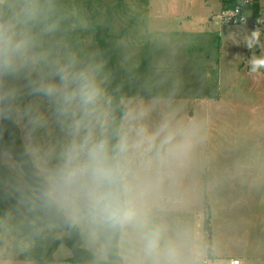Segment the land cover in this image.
<instances>
[{
	"label": "clouds",
	"instance_id": "9594fccd",
	"mask_svg": "<svg viewBox=\"0 0 264 264\" xmlns=\"http://www.w3.org/2000/svg\"><path fill=\"white\" fill-rule=\"evenodd\" d=\"M97 26L75 0H0V124L21 134L19 149L0 143V193L14 200L0 264L54 231L75 235L88 264H211L214 246L185 218L206 118L163 67L118 80ZM261 36L243 43L264 50ZM248 67L260 73L264 51Z\"/></svg>",
	"mask_w": 264,
	"mask_h": 264
},
{
	"label": "rangeland",
	"instance_id": "374dc122",
	"mask_svg": "<svg viewBox=\"0 0 264 264\" xmlns=\"http://www.w3.org/2000/svg\"><path fill=\"white\" fill-rule=\"evenodd\" d=\"M88 1V16L98 22L90 34L94 46L112 55L119 79L124 69L143 79L163 67L161 74L181 80L178 100L188 114L206 118L196 170L200 193L185 218L214 246L211 264H264V69L253 74L248 67L253 53L264 50H250L242 39L253 30L210 22L221 0ZM13 207L0 193V216ZM66 237L59 231L29 237L31 246L16 249L13 264H43L48 255L49 264H73L68 249L56 245Z\"/></svg>",
	"mask_w": 264,
	"mask_h": 264
},
{
	"label": "trees",
	"instance_id": "16d2710c",
	"mask_svg": "<svg viewBox=\"0 0 264 264\" xmlns=\"http://www.w3.org/2000/svg\"><path fill=\"white\" fill-rule=\"evenodd\" d=\"M223 4V9H230L233 8L236 5V0H221ZM75 2L83 8L85 12H89L90 10V2L88 0H75ZM87 35V34H86ZM96 41L100 42L98 40V36L95 37ZM97 47H100L104 49L102 46L98 45ZM112 56V55H111ZM112 66L116 69L114 64V59L112 57ZM117 70V69H116ZM117 79L119 80V72L117 70ZM21 134L19 129L10 122H3L1 124V142L2 144H11L15 143V146L17 149L20 148L21 145ZM6 209V207H5ZM205 232L209 236L211 235V228L210 226L205 225ZM210 241V240H209ZM56 245H63L65 246L69 253L71 254L70 263L73 264H88L90 253L84 249L80 243H78V238L75 235L67 234V237L62 239L61 241H58ZM51 261V255H48L43 260V264H49Z\"/></svg>",
	"mask_w": 264,
	"mask_h": 264
},
{
	"label": "built area",
	"instance_id": "2783aa9c",
	"mask_svg": "<svg viewBox=\"0 0 264 264\" xmlns=\"http://www.w3.org/2000/svg\"><path fill=\"white\" fill-rule=\"evenodd\" d=\"M242 16L245 17L244 21H241ZM261 20H264V0H236V5L233 8L222 9L213 16L211 22L228 27L250 26L253 31L260 29L264 41V23L258 22ZM228 264H241V262L232 260Z\"/></svg>",
	"mask_w": 264,
	"mask_h": 264
},
{
	"label": "crops",
	"instance_id": "0c3cea01",
	"mask_svg": "<svg viewBox=\"0 0 264 264\" xmlns=\"http://www.w3.org/2000/svg\"><path fill=\"white\" fill-rule=\"evenodd\" d=\"M221 3H222V1H221ZM223 9V4H222V6H221V10ZM210 22H211V19H210ZM241 28V27H240ZM242 28H250L251 29V27L250 26H246V27H242ZM201 36H203V35H205V34H200ZM191 36V35H190ZM219 51H221V45H219V46H217V54H219V57H220V52ZM260 51H261V48L259 47V46H257V52L258 53H260ZM217 64H218V82H219V79H220V70H219V59H218V62H217ZM213 257H215V254H214V256ZM232 260H239V259H230L229 261H228V263L230 262V261H232ZM240 261V260H239ZM227 262H226V264H228Z\"/></svg>",
	"mask_w": 264,
	"mask_h": 264
}]
</instances>
